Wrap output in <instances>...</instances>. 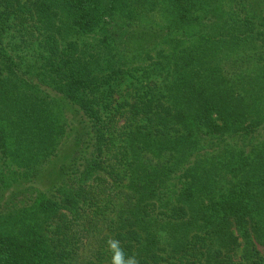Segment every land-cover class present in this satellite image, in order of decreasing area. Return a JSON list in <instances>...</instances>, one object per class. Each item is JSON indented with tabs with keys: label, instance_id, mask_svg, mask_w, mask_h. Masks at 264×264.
Returning <instances> with one entry per match:
<instances>
[{
	"label": "trees",
	"instance_id": "trees-1",
	"mask_svg": "<svg viewBox=\"0 0 264 264\" xmlns=\"http://www.w3.org/2000/svg\"><path fill=\"white\" fill-rule=\"evenodd\" d=\"M264 264V0H0V264Z\"/></svg>",
	"mask_w": 264,
	"mask_h": 264
},
{
	"label": "clouds",
	"instance_id": "clouds-1",
	"mask_svg": "<svg viewBox=\"0 0 264 264\" xmlns=\"http://www.w3.org/2000/svg\"><path fill=\"white\" fill-rule=\"evenodd\" d=\"M106 244L107 250L111 253V264H139L136 255L126 258L124 249L120 246L118 240L109 238Z\"/></svg>",
	"mask_w": 264,
	"mask_h": 264
}]
</instances>
